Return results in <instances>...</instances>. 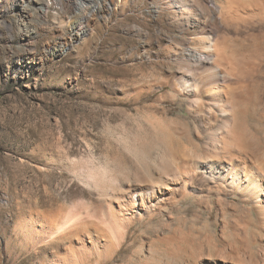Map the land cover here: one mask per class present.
Wrapping results in <instances>:
<instances>
[{"label":"bare ground","instance_id":"1","mask_svg":"<svg viewBox=\"0 0 264 264\" xmlns=\"http://www.w3.org/2000/svg\"><path fill=\"white\" fill-rule=\"evenodd\" d=\"M33 1L42 15L47 1ZM84 1L74 2L81 17L66 29L73 42L93 33V14L108 19L136 12L182 35L178 47L174 34L153 43L136 28L149 39L144 49L163 46L166 85L186 101L193 127L148 115L113 137L103 157L90 143L80 159L68 151L44 157L40 171L59 173L67 184L78 181L90 200L52 214L20 213L3 239L6 250L37 264H264V129L257 125L264 116L254 106L264 99V84L258 90L249 77L246 53L256 48L237 51L230 39L242 27L264 25V0ZM21 9L31 19L25 2ZM193 205L214 213V236L186 228ZM158 223L151 237L137 235Z\"/></svg>","mask_w":264,"mask_h":264},{"label":"rangeland","instance_id":"2","mask_svg":"<svg viewBox=\"0 0 264 264\" xmlns=\"http://www.w3.org/2000/svg\"><path fill=\"white\" fill-rule=\"evenodd\" d=\"M46 1L41 15L33 0H0V198L9 200L4 203L8 207L0 203V264H37L35 259L5 248L3 239L12 235L20 213L35 209L52 214L90 200L78 181L67 184L59 173L40 171L37 166L44 157L68 151L71 158L80 159L86 154V143L103 157L119 133L148 115L193 127L186 101L166 85L170 65L162 54L163 46L144 49L142 45L149 39L136 28L149 32L152 42L156 38L163 43L168 30L136 12L108 19L93 14V33L73 42L66 29L80 20L76 0H62L60 6ZM22 2L32 9L31 19L25 18ZM239 31L230 39L234 38L237 51L256 48V54L246 55L256 58H250L249 77H255L251 84L259 90L264 84V25ZM168 35L181 47L182 35ZM257 101L254 106L264 116V99ZM261 122L255 123L264 129ZM185 214L186 228L215 235L214 213L201 212L193 205ZM160 224L142 228L137 235L151 237ZM135 238L138 243L139 236Z\"/></svg>","mask_w":264,"mask_h":264}]
</instances>
